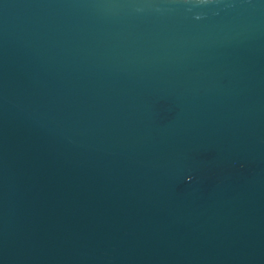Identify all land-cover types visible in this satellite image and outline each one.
Instances as JSON below:
<instances>
[{"label": "water", "instance_id": "95a60500", "mask_svg": "<svg viewBox=\"0 0 264 264\" xmlns=\"http://www.w3.org/2000/svg\"><path fill=\"white\" fill-rule=\"evenodd\" d=\"M0 264H264V0H0Z\"/></svg>", "mask_w": 264, "mask_h": 264}]
</instances>
